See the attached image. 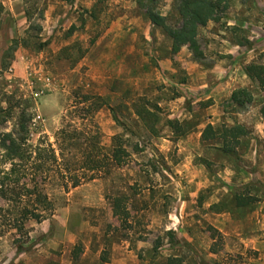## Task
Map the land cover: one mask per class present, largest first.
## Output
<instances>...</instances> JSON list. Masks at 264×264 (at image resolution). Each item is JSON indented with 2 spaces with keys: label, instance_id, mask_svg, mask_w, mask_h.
<instances>
[{
  "label": "rangeland",
  "instance_id": "374dc122",
  "mask_svg": "<svg viewBox=\"0 0 264 264\" xmlns=\"http://www.w3.org/2000/svg\"><path fill=\"white\" fill-rule=\"evenodd\" d=\"M0 3V140L3 134H20L22 124L27 145L42 141L56 148V132L68 125L77 131L68 155L77 165L91 152L95 133L103 152L110 153L116 137L129 154L123 165L110 164L67 191L54 167L45 182L53 215L27 223L24 252L16 251L12 235L0 233V264H158L170 256L185 264H207L166 229L175 191L187 184L173 174L185 159L193 166L190 171L196 170L191 178L198 175L208 184L196 194L197 202L216 200L218 208L235 217L264 212V120L259 113L264 89L245 73L251 64L264 66V0H229L217 20L200 27V60L185 46L172 53L171 39L146 15L147 10L157 13L172 27L179 19V0ZM197 78L202 83L196 84ZM241 90L252 99L239 108L231 96ZM93 97L103 106L88 114ZM213 103L219 107L216 113L209 108ZM139 111L151 113L142 118ZM168 120L182 124L186 133L173 132ZM211 122L215 129L246 128L248 135L234 155L221 153L216 140L196 146L198 132ZM186 136L196 146L189 157L178 146ZM64 168L60 163L59 170ZM190 184L195 192L196 184ZM212 190L218 192L215 198ZM239 194L255 199L239 209L233 200ZM117 200L127 212L124 220L113 209ZM197 229L206 243L220 234L211 239L218 253L211 264H264V250L241 245L227 251L230 239L222 233L208 225ZM258 233L264 238V229Z\"/></svg>",
  "mask_w": 264,
  "mask_h": 264
},
{
  "label": "trees",
  "instance_id": "16d2710c",
  "mask_svg": "<svg viewBox=\"0 0 264 264\" xmlns=\"http://www.w3.org/2000/svg\"><path fill=\"white\" fill-rule=\"evenodd\" d=\"M229 0H179L177 11L179 15L178 22L174 26L166 24L165 17L147 10L146 15L152 25L162 28L166 36L171 39V51L177 53L183 46L192 53L195 59H202L203 54L197 41V31L200 27L212 20H217L216 16L222 13L228 7ZM3 7L0 3V14ZM246 75L258 82L264 89V66L251 64L245 68ZM244 95L246 100H241L239 95ZM92 99V98H90ZM251 95L245 91L233 92L231 101L239 108L250 104ZM87 100V97H85ZM100 98L93 97L89 104L88 114L95 113L103 106L99 102ZM151 112H137V116L144 118V114ZM259 113L264 120V102L260 107ZM113 119L118 125L123 126L118 118L113 114ZM169 126L173 132L183 136L186 133L184 126L177 121L168 120ZM19 133L3 134L0 140V233H9L13 236V243L16 245L17 252H24L23 241L29 240L27 223L34 220H45L53 215L54 206L48 194L45 192V182L54 174L53 168H58L57 178L62 182L64 191L69 188H76L83 182L93 180L95 175L107 171V166L114 164L119 167L125 163V157H128L121 144H118L117 138H113V148L110 153L103 152L97 139L98 134L91 135V152L83 156L82 162L76 164L71 161L73 155L68 158L74 147V140L77 131L71 126L61 127L55 134L56 148L51 144L40 141L35 146H29L26 143L25 126L21 124ZM72 128V129H70ZM156 134V133H155ZM248 135L246 128L239 124L233 126H221L215 129L211 124H207L201 132V141L210 140L219 141L220 147L217 148L226 156L234 155L240 140ZM157 137V135H155ZM115 143V145H114ZM72 162H70V161ZM60 163H65L63 171L59 170ZM80 172V174H79ZM88 173V174H87ZM248 185H245L246 189ZM248 197V198H247ZM243 196L239 194L233 198L234 206L242 209L254 201L252 196ZM213 205L211 210L217 208ZM115 214H119L123 220L127 216L118 200L113 203ZM171 239L174 235L169 232ZM220 234L211 235V239ZM22 241L18 243L19 241ZM174 240V239H173ZM212 253H217L214 246L210 248ZM158 264H185L180 257L170 256Z\"/></svg>",
  "mask_w": 264,
  "mask_h": 264
},
{
  "label": "crops",
  "instance_id": "0c3cea01",
  "mask_svg": "<svg viewBox=\"0 0 264 264\" xmlns=\"http://www.w3.org/2000/svg\"><path fill=\"white\" fill-rule=\"evenodd\" d=\"M227 77L231 78V75ZM200 79L201 78H197L195 83H202V80ZM224 80L225 79H223V81ZM230 81L231 80H225L224 82H226L227 85H230L231 83H233L232 81ZM226 95L227 94H225V97ZM213 102H215V100H213ZM215 103H213V105L209 107L210 109H213L214 112L217 108H219L216 107ZM221 114H223V112H221ZM211 125H213L212 122ZM200 136L201 132H198L196 146L205 144V142L203 143L201 141ZM191 139L193 140V138H189L188 136H186L178 140V146L180 147L179 152L183 153V156L189 157L190 154L194 155L193 151L196 146L189 144ZM156 145L161 146L158 143ZM187 150L188 152H186ZM195 153L197 154V152ZM192 167L193 166L188 161V159H185L181 162V165H178L176 168H174V176L179 174L180 177L186 178L187 184L183 187L177 188L175 191V204L172 207L170 213H168V218L166 221L167 231H172L176 239L183 240L185 247L193 251V253L195 252V254L199 255V257H203L207 264H211V260L216 259L218 253H212L210 251L213 240L209 239L206 243L205 241L207 238L201 231L197 229V225L211 226L222 233L227 239H230V243H228L227 241V243L224 245V248L227 251H233L235 247H238L240 249L241 245L245 247L244 249L249 248L256 251H263L264 238L262 236L258 237V235H261L262 233H258V231L264 229V227H262L264 221V212L260 215L258 214V212H256V214L252 215L251 217L247 212L246 216L235 217L228 209H225L224 207H217L211 210V207L213 205L218 204V201L216 200H211V202H197L195 198L196 194L200 190L203 191L205 187H208V184L207 181L205 182V180L198 175H195L191 178L192 172H196V170H193L192 172L190 171ZM190 183L196 184L195 192L190 189L192 187ZM211 193V198H215V193L218 192L216 190H212ZM186 194H189V198L185 197ZM260 209L259 211H261ZM197 210L200 211V213L197 212ZM195 214H197L198 216H195ZM249 222L250 226H247L246 224H249ZM241 224H243L244 226L246 225L247 230L241 231L243 227V225ZM239 226L240 228L238 229ZM262 238L263 240H261Z\"/></svg>",
  "mask_w": 264,
  "mask_h": 264
}]
</instances>
